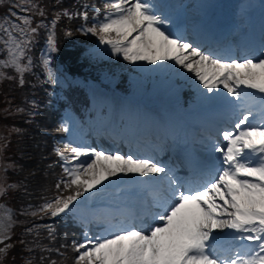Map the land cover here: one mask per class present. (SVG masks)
I'll list each match as a JSON object with an SVG mask.
<instances>
[{
  "label": "snow or ice",
  "instance_id": "6c2138e0",
  "mask_svg": "<svg viewBox=\"0 0 264 264\" xmlns=\"http://www.w3.org/2000/svg\"><path fill=\"white\" fill-rule=\"evenodd\" d=\"M5 6L7 12L0 16V83L25 85L26 74L35 66L31 50L39 30L45 28L47 54L42 53L41 64L45 82L55 84L50 54L59 51L57 23L62 16L69 20L80 16L87 22L88 12L64 9L54 13L49 25L34 21L36 16L46 15L39 0H0V7ZM82 7L87 9L89 5ZM91 7L96 9L95 4ZM94 20L80 31L97 37L100 45L110 48L112 56H122L131 63L171 62L191 73L208 93L218 94L222 86L223 103L237 114L235 131L218 132L223 146L209 137L210 151L219 154L220 166L210 165L201 170L199 179L190 181L150 158L71 143L57 146L54 152L62 162V174L54 184V194L44 197L35 210H25V215H76L80 208L87 207L77 205L85 193H98V186L118 174L146 178L136 183L150 193L151 199L144 201L136 213H121L117 223L95 213L80 215L78 219L85 228L92 222L106 224L104 233L93 237L85 230L82 241L58 248L40 242L41 227L47 230V239L55 241L53 226L35 225L26 230L33 234V246L27 251L39 250V264H66L69 257L61 249L69 247L74 253L72 264H264V52L258 59L245 56L227 60L205 52L166 32L163 26L169 21L157 14L148 0H105L102 9H96ZM64 35L71 37L73 32ZM257 105L259 111H255ZM4 111L11 114L8 109ZM16 111L22 113L24 109ZM257 117L259 122L253 123ZM60 130L68 132L69 128L63 124ZM20 131L13 127L0 135V199L20 187L8 182L7 172L15 165L4 160L11 135ZM144 217L152 221L147 227H143ZM136 219L141 220L140 227L131 223ZM15 223L13 211L0 203V264L14 246L8 241ZM232 241L240 243L233 245ZM53 253L60 259H53ZM35 259L29 257L25 264H34Z\"/></svg>",
  "mask_w": 264,
  "mask_h": 264
},
{
  "label": "trees",
  "instance_id": "16d2710c",
  "mask_svg": "<svg viewBox=\"0 0 264 264\" xmlns=\"http://www.w3.org/2000/svg\"><path fill=\"white\" fill-rule=\"evenodd\" d=\"M104 2L105 0H39L46 15L43 18L36 16L35 23L43 21L50 25L54 13L64 9L70 13L86 10L89 20L85 22L80 16L69 20L62 16L58 21L55 31L59 51L50 54L51 67L57 79L55 84L45 82L46 73L41 64L42 53L47 54L48 30L45 28L39 30L31 50L30 55L35 66L32 72L26 74L25 85L19 86L13 81L0 83V135L6 134V130L13 127L21 130L11 135L4 152L5 162L15 165V168L7 172L8 182L20 185L2 199L7 201L16 221L12 239L8 241L14 246L4 258L8 264H25L29 257H35L34 264H39V250L33 253L27 251V247L33 246V234L26 230L35 225L53 226L56 236L53 242L47 239V230L43 227L40 229V242L50 247L71 245L74 239L80 238L74 235L79 231V226L72 225L70 214L56 218H38L25 215L24 212L35 210L43 203L44 197L54 194V184L59 174H62L61 162L54 152L57 146L62 147L59 139L64 135L60 130L59 120L69 103L87 98L86 92H77L91 82H103L120 93L133 92L134 80L129 76L130 64L123 57L112 56L109 49L102 48L97 37L84 35L80 31L82 26H90L96 22V9H102ZM85 3L89 5L87 9L82 7ZM93 4L96 9L91 7ZM6 12V6L0 7V16ZM102 17L103 14L100 15ZM66 31L73 32V35L66 37ZM17 108L24 111L17 112ZM5 109L11 114L6 113ZM61 251H66L69 257L66 264H72L71 257L74 253L71 248ZM51 256L53 259H60L55 253Z\"/></svg>",
  "mask_w": 264,
  "mask_h": 264
},
{
  "label": "rangeland",
  "instance_id": "374dc122",
  "mask_svg": "<svg viewBox=\"0 0 264 264\" xmlns=\"http://www.w3.org/2000/svg\"><path fill=\"white\" fill-rule=\"evenodd\" d=\"M247 1L250 0H228V2H234V8H248V12L253 11L255 8H257V5L255 6H249L247 4ZM148 2L152 3L154 5V10L156 11L157 14H160L162 16H165L167 8V2L169 0H161L162 5L159 7L158 0H148ZM171 3L175 2L173 5V8L175 9L174 11H171L170 14L174 15L173 18L169 21L168 24L164 25V30L168 33H170L174 37H179L177 36L178 32L175 29V24H177L178 20L182 18L183 23H186L185 18H188L187 12L189 11L191 14H193L194 11L198 12L200 14V17L204 16V11L207 10V6H202L201 7V12L199 11V6L200 2H203L202 0H170ZM221 0H216V3H220ZM158 6V7H157ZM196 17H193L191 19V22L195 23V21L198 18V15ZM195 15V14H194ZM182 23V24H183ZM185 25L182 26L184 28ZM177 32V33H176ZM180 38V37H179ZM182 39V38H181ZM185 41V39H183ZM190 40V39H189ZM167 66L171 67L172 70V76H174L175 79L185 76L184 78H194L191 73H187L186 71L180 69L178 66L173 65L171 62L166 63ZM161 80H159L160 82ZM174 84V81L171 80L168 84H166L164 87H161L159 89H155L153 91H150L146 95L142 97H130V98H123V97H118L110 93L109 91L99 87V86H91L90 90V95L92 99L93 105L97 108L98 112H101V110L105 109L108 110V112L103 113L102 117L103 118H108V121H111V123L118 124L123 118V116H126L127 118H134L136 115H140V118L142 119L143 122H146L148 118L151 117V119L155 122L156 118L155 116L151 114H143L142 110L139 109L138 107V102L142 100H150L152 102H163L164 105L168 102L167 100V94L168 91L170 90L171 85ZM171 92V91H170ZM171 121V119L168 116H164L160 119H157L158 123H163L168 127V123ZM63 123V119L61 120ZM64 124H67L69 129H72L76 132V134H79V140L78 141H70V139H64L65 143H71L73 146H83V147H88V148H96L97 150H100V147L97 145H94L91 143V138L86 136L84 131H78V125L79 121L76 116H73L71 114L65 115L64 116ZM93 128V127H92ZM98 142L101 141V138H97ZM93 141V140H92ZM108 152V151H107ZM113 153V152H112ZM121 153V152H120ZM127 156L126 154H122ZM86 159V158H85ZM142 179L141 177L134 175V174H128L123 175V174H118L116 177H110L109 180L105 181L103 185L98 186L99 187V192L97 193L96 190H93L92 193H85V196L81 198L78 202L77 205L80 207L81 205H87L86 208H80L79 212H84L86 216H90L91 213L96 214V210L99 205L102 204V207H107V208H112L114 204L119 203L115 201V203L109 202L108 198L109 195L105 194L106 192V186L115 184L120 181H125V182H130L133 183L134 181ZM116 198V197H114ZM97 200L98 203H95ZM106 204H108L106 206ZM105 213H110L109 210H105ZM99 217H102L98 215ZM93 223V222H92ZM87 224V228L83 227V230H87L90 234V236H96V235H101L104 233V231H99L93 230L91 231V224ZM104 224L98 225L102 226ZM106 226V225H105ZM83 231V232H84ZM83 240V239H82ZM81 240V241H82Z\"/></svg>",
  "mask_w": 264,
  "mask_h": 264
},
{
  "label": "bare ground",
  "instance_id": "6f19581e",
  "mask_svg": "<svg viewBox=\"0 0 264 264\" xmlns=\"http://www.w3.org/2000/svg\"><path fill=\"white\" fill-rule=\"evenodd\" d=\"M133 187H134V185H133V186H131V187H130V189H131V188H133ZM112 193H119V192H112ZM112 193H109V194H110V196H111V197H110V199H109V201H113V200H114V199L112 198Z\"/></svg>",
  "mask_w": 264,
  "mask_h": 264
}]
</instances>
